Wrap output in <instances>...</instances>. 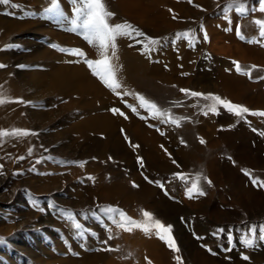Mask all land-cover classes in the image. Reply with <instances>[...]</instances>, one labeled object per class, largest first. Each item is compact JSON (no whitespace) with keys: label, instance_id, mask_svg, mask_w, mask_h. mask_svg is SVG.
<instances>
[{"label":"bare ground","instance_id":"obj_1","mask_svg":"<svg viewBox=\"0 0 264 264\" xmlns=\"http://www.w3.org/2000/svg\"><path fill=\"white\" fill-rule=\"evenodd\" d=\"M12 2L19 6L15 9H19L22 13L32 10L33 7L34 11L40 12L39 0H12ZM191 2H194L196 7L186 3L175 4L169 0H103L105 7L115 12V16L110 21L115 22L117 18H120L121 22L136 24L145 35L163 42L164 50L166 47L168 49L167 45L172 43H167L173 37L171 32L183 24L174 22L173 16L183 20L188 18L189 21L193 19L191 21L193 31L196 30L198 22L202 20L204 31L208 35V43L202 44L199 51H206L205 54L208 53L209 58L204 54L196 55L195 52L185 51L184 46L178 51L183 59L184 70H181L182 65L180 70L178 69L180 62L176 61L177 56L171 51L159 49L156 54L154 50L156 47L159 48L157 45L150 53H145L143 48L139 50V47L134 49L129 46L133 44L130 42L136 43V37L132 39L119 37L117 40L118 59H115L113 63L119 66L117 78L123 85L122 89L118 90L121 98L105 87L96 76L90 74L82 64L76 62V64L69 65V62L74 61L73 58L61 56L53 52L50 47L41 44V41L39 42L42 34L57 41L63 39V34L56 26L50 27L49 23L41 18L22 17L20 21L16 19L5 21L3 17H0V65L5 66L0 68V93H3L8 100L24 101V103L10 102L0 105V130L22 129L37 133V135L27 137H0V165H3L0 186L5 185V182L7 185L21 172L27 177V182H22V184L24 183V186H27L33 193L64 192L71 199L68 201H58V199V203L75 210L78 209V211L85 205L106 203L120 207L138 205L151 210L152 204L149 203L151 189L140 181L138 174L133 175L132 179L127 178L123 171L114 170L106 162V159L111 157L114 164L124 163L126 169L133 172L136 169L133 154L138 152L137 156L144 157L151 169L160 173H168L170 170L165 152L163 153L158 148L161 138L148 127L158 125L157 119H152L150 116V120L147 119V123L144 124L145 122L141 123L140 118L135 119L133 114L125 119L110 111L111 108L127 111L124 110V103L137 102L136 94L146 97L158 107H165L170 101L184 103L185 107L179 110V114L187 118L182 135L188 145L187 149L176 150V154L185 169L191 166L196 171L211 175L215 169L210 162L211 158L222 147L227 152L235 150L232 147L234 136L229 127L238 119L240 121L243 116L250 123L261 127L264 133V119L250 114L264 112V79H262L264 77V49L257 43L240 42L239 38H236L234 28L238 19L228 13L227 21L221 20L219 16L222 17V11L215 9V0H192ZM7 7L1 5L4 11ZM38 12L36 14L39 15ZM14 14L17 15V13ZM229 28L230 31L226 30ZM254 29L255 26H248L247 35L255 36ZM15 34L18 38L15 40L19 41L25 49L22 55L6 49L10 38ZM34 38H38V41L36 42ZM72 39L67 43L82 47L90 59L99 58L95 47L82 44L81 39L75 37ZM67 43L64 44L68 45ZM162 58L168 62V72H163L159 66H154L149 61ZM191 60H195V64L191 67L186 66ZM233 61L244 64L245 69L251 73L252 79L261 78L259 82L256 84L252 82V84L243 76H236L232 72ZM183 72L189 73L186 74L188 77L185 75L186 78L177 77ZM181 89L220 96L233 104L247 108L249 113L233 116L217 106L218 114L205 115L206 109L203 106L212 102L198 97L190 98L182 92L179 93ZM124 92L131 94L123 96ZM189 105L192 106L191 109L188 108ZM193 122H196L194 127H192ZM217 125L223 126L222 131L225 136L221 135L222 139L217 138ZM201 127L210 130L205 132ZM197 139L200 141L203 139L205 143L201 146L197 144ZM132 144L139 145L134 153L130 148ZM42 148L44 151L49 150L52 155L68 160L95 158L96 161L93 163L87 160L88 162L83 167H76L75 163L69 164L66 168V165L58 167V165L49 164L46 158H42ZM29 149L32 150L30 156ZM21 156L25 159L19 160L18 157ZM40 156L41 159H39ZM33 158L39 159L40 163H34ZM237 163L238 166L264 169V162L258 160L240 158L237 159ZM32 172L34 176L31 175ZM103 173L108 174L107 181L104 180ZM84 174L92 175L98 183L94 187L90 184H82L83 181L79 184L76 179L79 181L78 177L82 179ZM131 182L137 185L135 189L130 187ZM11 183L13 185L12 192L10 191L12 195L10 194L9 197L14 199L15 203L21 204V196L13 195L18 183ZM235 192L237 195L235 199L237 201L241 199L245 203L243 207L251 213V216L264 210V197L250 187L241 186ZM163 206L165 205H161ZM20 207L14 206L16 215L20 219L26 220L36 216ZM168 213L169 210L158 214L167 221L171 220ZM5 226L4 224L3 227ZM148 246L159 264H172L170 255L159 248L158 244L151 241ZM100 261L99 256L90 255L83 257L79 264H97ZM197 264H209V262L201 259Z\"/></svg>","mask_w":264,"mask_h":264},{"label":"rangeland","instance_id":"obj_2","mask_svg":"<svg viewBox=\"0 0 264 264\" xmlns=\"http://www.w3.org/2000/svg\"><path fill=\"white\" fill-rule=\"evenodd\" d=\"M39 1L40 12H38L37 10L34 11L35 9H33V7L32 10L24 12L25 16L24 13H22V11H20L19 9L8 6L6 8L7 10L4 11L2 10L0 5V17H3L5 21L7 19H16L20 21L22 17L41 18L47 21L50 27L56 26V28L59 29L58 31L63 34V39L57 41L48 37V35L44 36V34H42L40 36L39 42L41 41V44H45V46L50 47L53 52L61 56L73 58L74 61L69 62V65H73V63L76 64V62H79L91 74V69H89L87 64L84 63V57H77L70 54V50L80 49L85 53V57L90 59L85 50L82 47H75L67 43L69 40L75 37L81 39L80 42H82V44L88 45V43L81 35L82 29L75 28L74 30L73 21H76V23L79 24L83 19V17L77 19L75 13V9L77 7H83L80 4L79 0H77L76 3H73L72 0H56L57 4L59 5L57 12L48 11V9L52 7V0ZM169 1L175 4L186 3L189 6L192 5L196 7V4L194 2H191L189 4V0L183 2L182 0ZM229 2L230 0H215V9L218 11H222V17H219L223 21H227L228 18V16L227 18L225 17L224 6ZM241 2L246 3L249 8H255L256 12L250 11L246 17H242L234 10L228 11L229 14H233L238 19V22L234 27L235 32L237 25H239L241 35L244 37V39H241L236 34V38H239L240 42L242 43H246L249 40H257L259 42L256 43L264 49V38H261L259 36V29H257L258 26L253 23L255 19L264 18V13H261L258 10V0H241ZM12 3L15 4L14 2ZM107 10L114 13L115 16V12H113L109 8ZM10 12L11 14H5ZM37 12L39 13V15L36 14ZM14 13H17V15ZM173 21L183 24L178 29L174 30V32H171V35H173L171 40L174 41V38L178 33L191 31L194 32L195 35H197L195 44L189 45L187 41L183 39L176 41L175 43L170 40L167 43H172L167 45L168 49L166 47V50H164L165 46H163L164 44L163 42H161L160 45H158L159 48L156 47V49L154 50L156 51L155 53L157 54V51L159 49L162 51H171L173 55L177 56L176 61L178 63L180 62V65L178 66L179 70L181 65V70H184V63L182 62L183 59L181 56H179L180 52H178L180 51L182 46H184L185 51H189L191 53L195 52L196 55L204 54L205 57L209 58L210 56L208 55V53L205 54L206 51H199L202 44L208 43V40H203V35L205 33L204 28L203 30L200 29L202 20L198 22L195 31H193L194 29L191 23L193 19H190L189 21L188 18H186L185 20L176 18L173 19ZM109 22L113 24L124 23L121 22L120 18H117L115 22ZM129 24L139 29L136 24ZM248 26H255V29L253 30L255 31V36L247 35ZM198 29H200L201 31L199 30L198 32ZM70 34L72 35L71 37ZM67 35L69 36L67 37ZM73 35H76L77 37ZM16 36L17 35L15 34V36L10 38L6 49L9 52L11 51L15 54L19 52L18 54L22 55L25 53V49L19 41L15 40L18 39L16 38ZM256 36L257 38H255ZM136 38L142 40V38L140 37ZM34 39L36 42L38 41V38ZM72 40L75 41V39ZM64 43H67L70 46L65 45ZM130 43L136 44L134 41ZM133 44L132 47L134 49H137V47H139V50H141V48H143L142 44ZM149 61L152 65L159 66L163 72L169 71V67L167 65L168 62L163 58L156 60L150 59ZM238 63L240 64L243 71L249 72L245 69L244 64L240 62ZM187 64L186 66L191 67L192 64H195V60L188 61ZM232 72H234V74L238 77L243 76V78H245L249 83L253 82L256 84L261 79H252L250 77L251 75L249 76L237 73L235 65L232 66ZM186 74L189 73L183 72L178 74L177 77L180 76L179 78H186L188 77V75ZM184 75L186 77H184ZM179 93H181V91H179ZM119 98L121 97L119 96ZM124 104V110H127L124 112L127 117L133 114V117L135 119L137 118L138 120L140 118L139 120L141 121V123L145 122L144 124H146L147 121L150 120V114L139 106L138 100L134 103L127 101ZM127 105H133L134 107H136L139 115H137V113H134L129 107H127ZM183 107H185L184 103L181 104L180 102L170 101L167 103V105H165V107L159 108L161 110H167L171 112L174 118H179L181 117V114H179V110L183 109ZM188 108L191 109L192 106L189 105ZM222 109L226 113L236 116L234 113L229 112L227 109L223 107ZM120 110L122 111V109ZM201 114L202 113H200V115ZM208 114L212 115L213 113L208 112ZM140 115L145 118L141 119ZM259 117H262L261 119H264V116ZM156 121L157 123L159 122L158 125L152 124L153 126L148 127L151 128L156 136L161 138V143L158 144V148H160L159 150H162L163 153L165 152L164 154L167 158V165H170V170L168 173H160L148 167L145 158L137 156L138 152L134 153L138 150V148H132V146H130V148L134 153L133 155H135L133 163L136 168L133 172L127 170L124 163L116 162V164H114L112 159H106L108 165H111L112 168L116 171H123V173H125L124 175L127 178L132 179L134 178L133 175L137 176L138 174L140 181L151 189V198H149V203L152 204L151 206L153 209L151 208V210H147L145 207H141L138 205H132L133 207H120L117 205L115 206L106 203L85 205L82 206V208L78 211V209L75 210L72 207L62 206L58 203V201H68V199H71L69 196H66L64 192L50 191L47 194L33 193L30 189L27 188V186H24V183L22 184V182H27V177L24 176L23 173L19 172L17 174L18 178L15 176L14 179L17 182H15L14 180H12L11 182L18 183L17 188L14 189L13 195L15 196L16 194H18L19 196H21L20 198L22 200V205L20 203H15L14 199L9 197L10 194L12 195L11 190L13 185H11V182H8L9 184L7 183V185L5 182V185L0 186V264H52V262L53 264H65L66 262H70L68 264H79L83 257L90 255L99 256L101 258V261L97 264H149V262L150 264H159L158 261L152 256V250L148 246L151 241L158 244L159 248L170 255L172 264H178L176 259L177 256L181 258V264H197L201 259L207 260L209 264H264V241L257 240L254 247H246L243 243H241V238L248 233V226L264 225V210L262 212L259 211L258 214L251 216V213L243 207L245 203L241 199L239 201L235 199L237 196L235 191H237V189H239L241 186L245 185L246 187H250L253 191L264 197V187L258 186L260 183L264 182V169L260 170L256 168L254 169L253 167L249 166H238L237 163V159L240 158L264 162L263 129L261 127L259 128L255 124L250 123L244 116L241 117L240 121L238 119L237 122H234V124L229 127V129L234 136V143L232 147L235 150L232 152H227L224 150V147H222L221 150H219L217 154L214 155L210 160L211 164L215 166V169L213 173L209 175L204 174L202 171H196L191 166L185 169L184 167H182L181 160L176 154V150H179L180 148L187 149L188 142L185 141V138H183L182 135V129L184 128V126H186V120L181 121L180 127L165 123L164 126H162L163 123L160 122V120ZM195 123L196 122L192 123V127L196 125ZM201 128L205 132H208V130H210L209 128ZM216 129V131L218 132L217 138L222 139V137L220 136H225L224 131H222L224 130L223 126L217 125ZM34 132L36 133V131ZM197 144H200L201 146L203 145L200 140L197 141ZM42 151V158H46L49 164L58 165V167L61 165H66V168L69 164L74 163L76 164V167H80V162H85L84 164H86V162L88 161H92L93 163L94 161H96L95 158L87 159L88 161L86 159L77 158L72 159L74 161L73 162L72 160L52 155L51 153H49V150L44 151V149L42 148ZM41 156L39 159H41ZM138 158L142 159L143 166H141ZM39 159L33 158V162L36 163V161ZM173 161H175V163ZM175 173H183L185 177L188 178L189 183L185 184L184 182L176 179L174 177ZM245 173L248 174L246 175ZM33 174L34 172L31 173V175ZM198 174L202 176L200 187L206 194L203 196L194 194L190 199L186 193V189L190 186V182L194 180ZM82 176V179L81 177H78L79 181L78 179H76L79 184L83 181L82 184H90L91 187H94V185L98 183L92 175L84 174ZM103 176L105 178L104 180L107 181L109 177L108 174L105 175V173H103ZM89 177H91V179H89ZM145 177H147V179H145ZM1 178L2 177L0 175V180ZM21 179L22 181H20ZM253 179L257 180V184H253ZM149 180L160 181L164 184V189L158 187L155 183H149ZM209 180L211 181L210 185L207 182ZM133 184L134 183L131 182L130 187L132 189H135ZM10 186L11 188H9ZM161 205L165 206L161 207ZM14 206H21L20 208H23L24 210H26V212H31V214H35L36 216L30 219H26L27 221L24 219H20L16 215L17 212L14 210ZM108 206L118 208L124 211L129 217L140 222H143L144 220L143 212L148 211L153 215L154 219H158L165 226L170 225L171 236L174 238L175 244L179 248V252H174L173 250H171L163 240L158 238L157 232L155 230L151 231L148 234H145L135 228H133L131 232H127L115 227L100 210ZM157 207L161 209H158ZM167 210H169L168 217H170L171 220L165 221L158 213L162 214ZM66 212H71L74 214L75 223H78L81 226L79 230L75 228V223L66 218ZM40 218L42 221L40 220ZM4 224L6 225L5 227H3ZM38 224L40 227L38 226ZM106 227H110L112 229L111 233L106 231ZM221 228L225 230L224 233H219L217 231ZM229 230H231V235L233 236V240L231 243H229L228 241ZM110 234L114 238L109 240L108 237ZM258 234L259 233H257V235ZM105 240H107V244L103 243V241ZM103 249L113 250L105 251ZM37 254L38 256H36ZM35 256L36 258H34ZM244 257H248V259H244ZM39 260H42V262L40 263Z\"/></svg>","mask_w":264,"mask_h":264},{"label":"snow or ice","instance_id":"obj_3","mask_svg":"<svg viewBox=\"0 0 264 264\" xmlns=\"http://www.w3.org/2000/svg\"><path fill=\"white\" fill-rule=\"evenodd\" d=\"M73 3H76L77 0H72ZM80 4L83 7H77L75 9V13L77 19L83 17L82 22L77 24L76 21H73L74 30L75 28L82 29L81 35L83 36L84 40L91 46L97 49V53L99 58L98 59H88L85 57V53L80 49H72L70 50V54L77 56V57H84V63L87 64L88 68L91 69L92 74L96 76L101 83L104 84L109 90H111L114 94L120 96L121 93L120 89H122L123 85L117 78V73L119 70V66L113 61L118 59L117 57V40L119 37H126L132 39L134 37H140L142 40L137 39V44H142L144 52L150 53L153 48L161 43L159 39H155L149 36H146L142 31L135 28L133 25L124 22V23H110V19L114 16V13L108 11L103 3V0H79ZM191 3V0H189ZM259 8L258 10L261 13H264V0H258ZM0 5L10 6L12 8H18L19 6L13 4L11 0H0ZM59 5L57 4L56 0H52V7L48 9L49 12H57ZM203 10V9H202ZM234 10L236 13H239L242 17H246L250 11H255V8H249L246 3L241 2V0H230V2L224 6V14L227 18L228 11ZM171 11V9H169ZM11 14V13H5ZM173 19H176L173 16ZM253 23L258 26L259 29V36L264 38V19H255ZM229 24H231V20H229ZM201 30H203V25H201ZM226 30H231L226 29ZM236 34L239 38L244 39L241 35L240 27L237 25L236 27ZM167 39V38H165ZM186 40L189 45H194L197 37L194 32H182L176 34L174 38V43L179 40ZM203 40L207 41L208 36L205 32L203 35ZM249 43H256L259 41L249 40ZM132 46V45H129ZM63 51V49H62ZM235 65L237 73L243 75H251L250 72H245L242 70L240 64L237 61L232 62ZM5 67L4 65H0V68ZM255 67V66H253ZM264 79V77H262ZM185 95L189 96L190 98H201L205 101H211V104H206L203 108L206 109L204 114L207 115L208 112H212L213 114L217 113V106H222L223 108L227 109L229 112L234 113L236 116H242L244 113H249V110L241 105L233 104L226 99H222L220 96L214 94H204L196 91H190L186 89H181ZM131 93L124 92L123 96H128ZM136 98L139 101V106L147 111L152 119L160 120V122L165 124H172L176 127L181 126V121L186 120V117H179L174 118L172 113L167 110H161L158 105L139 94H136ZM24 103V101L20 100H8L3 96V93H0V105L5 103ZM134 113L137 112L136 107L133 105H127ZM113 114H118L123 116L125 119L128 117L125 115L118 108L111 109ZM251 115L256 116H264V112H252ZM145 117L141 116V119ZM123 131V130H122ZM163 134V133H161ZM29 135H37L35 132H30L29 130H22V129H14L11 131L8 130H0V137H27ZM127 140V136H125ZM202 144L205 143L203 139L200 141ZM132 147L136 148L139 145L132 144ZM32 154V150L29 149V156ZM19 160L25 159V157L21 156L18 157ZM111 159V157H110ZM141 166H143V161L141 158H138ZM175 163V161H173ZM36 163H40V160H37ZM85 162H80L79 166L83 167ZM3 165H0V175L3 174L2 172ZM246 175L248 173H245ZM174 177L185 184L189 183V180L183 173H175ZM91 179V177H89ZM147 179V177H145ZM202 179L201 175H197L194 180L190 182V186L187 187L186 193L188 197L191 199L194 194L203 196L206 193L200 187V181ZM206 179V178H204ZM149 183H155L158 187L164 189V184L160 181H148ZM208 184H211V181H207ZM253 184H257V180L253 179ZM134 187L137 185L133 184ZM258 186L264 187V182L260 183ZM167 194V192H166ZM101 212L111 221V224L117 228H120L124 231L131 232L133 228L142 231L145 234L150 233L151 231L155 230L157 232L158 238L163 240L168 247L173 250L174 252H179V248L176 246L174 238L171 236V226H165L161 223L158 219H154L153 215L148 211L143 212L144 220L143 222L137 221L131 217H129L124 211L114 208L112 206H108L106 208L100 209ZM65 216L68 220L75 223L74 214L71 212H66ZM80 225L75 223V228L77 230L80 229ZM106 231L111 233L112 229L110 227H106ZM219 233H224V229H218ZM257 233H259L257 235ZM114 237L110 234L108 239H113ZM233 240V236L231 235V230L228 231V241L231 243ZM264 241V225H252L248 226V233L241 238V243L244 244L246 247H254L256 241ZM103 243L107 244V240L103 241ZM105 251H111L113 249H103ZM130 255V254H129ZM178 264H181V258L179 256L176 257ZM244 259H248V257H244ZM150 264V262H149Z\"/></svg>","mask_w":264,"mask_h":264}]
</instances>
